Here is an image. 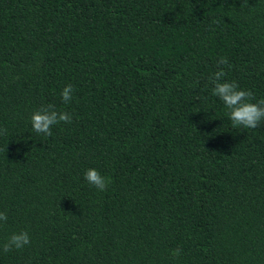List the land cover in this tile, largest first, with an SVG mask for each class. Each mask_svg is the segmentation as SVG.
I'll list each match as a JSON object with an SVG mask.
<instances>
[{
    "label": "trees",
    "instance_id": "16d2710c",
    "mask_svg": "<svg viewBox=\"0 0 264 264\" xmlns=\"http://www.w3.org/2000/svg\"><path fill=\"white\" fill-rule=\"evenodd\" d=\"M242 4L0 0V264H264V121L212 95L223 70L264 99V0Z\"/></svg>",
    "mask_w": 264,
    "mask_h": 264
},
{
    "label": "clouds",
    "instance_id": "9594fccd",
    "mask_svg": "<svg viewBox=\"0 0 264 264\" xmlns=\"http://www.w3.org/2000/svg\"><path fill=\"white\" fill-rule=\"evenodd\" d=\"M247 5V0H243L242 8ZM228 66L226 57H219L217 67ZM226 73L219 70L214 74L212 83V95L218 97L228 110V119L233 128L243 127L246 129H256L261 121H264V99L258 103L250 102L254 99L253 92L241 90L236 82H221ZM74 89L72 85H67L61 92L64 103H69L73 99ZM61 122L71 123L72 116L67 112L57 111L54 105L42 106L31 115V125L35 132L51 136V128ZM6 133V129L0 130V134ZM85 180L99 191H105L111 183V178H107L96 169H88L84 173ZM7 214L0 212V221L6 222ZM31 242L26 231L13 233L3 244V252L7 253L13 249L19 250L29 245ZM173 256H179L181 249L173 250Z\"/></svg>",
    "mask_w": 264,
    "mask_h": 264
}]
</instances>
